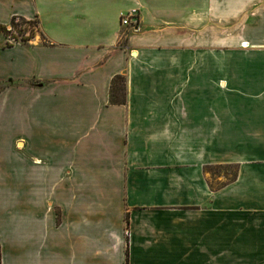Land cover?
Returning a JSON list of instances; mask_svg holds the SVG:
<instances>
[{
  "label": "crops",
  "instance_id": "obj_1",
  "mask_svg": "<svg viewBox=\"0 0 264 264\" xmlns=\"http://www.w3.org/2000/svg\"><path fill=\"white\" fill-rule=\"evenodd\" d=\"M13 18L38 31L0 30V264H264V0H0Z\"/></svg>",
  "mask_w": 264,
  "mask_h": 264
},
{
  "label": "trees",
  "instance_id": "obj_2",
  "mask_svg": "<svg viewBox=\"0 0 264 264\" xmlns=\"http://www.w3.org/2000/svg\"><path fill=\"white\" fill-rule=\"evenodd\" d=\"M18 21V24H14V21ZM9 24H12L14 28H20L19 31L26 32L28 29L30 31V38H33L38 31L37 23L35 21H25L19 18H13ZM35 26L36 30L33 32L32 27ZM24 28V30H21ZM0 30L3 32L5 37L9 36V33L6 31L5 27H1ZM22 43H26L27 39H21ZM6 46H11L8 42H6ZM109 102L111 104H119L122 105L125 103V78L122 76H116L113 78L110 84L109 89ZM235 173L233 174L232 179H234Z\"/></svg>",
  "mask_w": 264,
  "mask_h": 264
},
{
  "label": "rangeland",
  "instance_id": "obj_3",
  "mask_svg": "<svg viewBox=\"0 0 264 264\" xmlns=\"http://www.w3.org/2000/svg\"><path fill=\"white\" fill-rule=\"evenodd\" d=\"M18 147L20 148L21 145L19 144ZM42 151V158H40V163L44 166H50L49 169H47L46 173H43V180H50L53 181V142H43V147L41 148ZM40 157V156H36ZM39 164V163H38ZM235 173L233 168H216L213 170H209L208 175L211 176L213 180L214 177L219 179V186L224 182V181H229L232 179L233 174ZM52 209L53 212V201L51 205H49Z\"/></svg>",
  "mask_w": 264,
  "mask_h": 264
},
{
  "label": "built area",
  "instance_id": "obj_4",
  "mask_svg": "<svg viewBox=\"0 0 264 264\" xmlns=\"http://www.w3.org/2000/svg\"><path fill=\"white\" fill-rule=\"evenodd\" d=\"M14 24H18V21H14ZM138 24V16L136 11H130L126 14H122L120 17V25L121 27H125L127 29H135ZM6 28V31L9 33V36L6 37L7 42L11 45L12 43H22L21 39H27L26 43L30 42L33 38H30L29 29L26 32L19 31L20 28H14L12 24H9ZM36 27L33 26V32H35ZM21 30H24L22 28ZM25 43V44H26Z\"/></svg>",
  "mask_w": 264,
  "mask_h": 264
}]
</instances>
